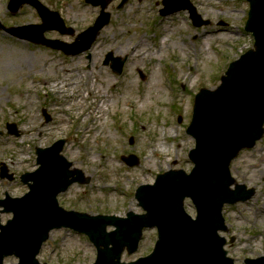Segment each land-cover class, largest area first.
Segmentation results:
<instances>
[{
	"label": "rangeland",
	"instance_id": "374dc122",
	"mask_svg": "<svg viewBox=\"0 0 264 264\" xmlns=\"http://www.w3.org/2000/svg\"><path fill=\"white\" fill-rule=\"evenodd\" d=\"M42 1L78 32L101 10L84 6L82 0ZM191 1L207 24L196 27L187 10L160 14L162 0H129L123 9H117L120 0H114L107 9L110 24L99 35L90 59L86 52L67 57L0 31V168L5 163L15 174L14 180L0 175V198L6 193L24 195L28 187L20 176L37 169V147L59 139L67 141L63 154L92 177L90 184H75L60 196L67 209L122 216L129 210L142 212L135 198L140 184L153 183L158 173L172 168L191 170L188 154L195 140L186 127L194 94L201 87H216L230 62L254 44L245 30L247 0ZM8 3L0 0V19L7 25L41 23L33 6L25 5L13 16ZM46 36L66 41L75 37L55 31ZM145 49L155 55H143ZM108 52L127 56L123 75L105 65ZM141 73L150 80L143 82ZM59 83L66 88L58 90ZM143 86L147 89L141 101ZM44 109L51 115L49 122ZM12 122L21 129L20 136L9 134L7 124ZM130 153L140 157L139 165L128 166L122 160ZM232 173L238 182L256 188L250 201L227 205L224 212L230 228L223 233L226 248L237 264H246V258L264 256V138L241 152ZM186 207L195 214L190 201ZM0 215L3 222L11 217L8 212ZM156 239L155 229L147 231L139 252H125L123 260L150 253ZM95 258L96 248L88 237L65 228L53 231L39 254V260L49 264H92ZM5 264L18 260L7 258Z\"/></svg>",
	"mask_w": 264,
	"mask_h": 264
},
{
	"label": "water",
	"instance_id": "95a60500",
	"mask_svg": "<svg viewBox=\"0 0 264 264\" xmlns=\"http://www.w3.org/2000/svg\"><path fill=\"white\" fill-rule=\"evenodd\" d=\"M249 1L251 10L247 29L254 32L255 49L231 63L216 90L203 89L198 94L188 129L197 141V147L190 153L195 162L192 172L171 171L160 175L156 185L141 187L137 198L148 210L147 214L130 212L128 218L90 216L66 211L58 204L60 192L75 181L90 180L85 179L78 169L69 172L72 163L60 154L65 140L50 148H40L38 163L41 167L35 173L23 176L26 183L30 178L34 180L30 184V193L13 200V203L0 202L6 206V211L14 214L7 225H0V264L6 255L11 254L20 258L19 264H40L37 254L42 243L48 239L52 228L62 226L84 232L91 238L98 248L95 264H127L121 263L123 251L125 248L130 253L136 251L144 227L151 226H157L160 232L155 252L128 264H234L224 250L225 239L218 234L220 229H225L222 210L227 202L234 204L252 198L255 189L247 190L245 185L238 184L235 190L230 188L235 182L230 163L243 148H253L264 135V0ZM25 2L37 5L45 21L36 27L40 35L31 40L73 54L83 51L82 48L69 50L70 47L68 49L58 41L44 38L43 33L50 29L45 14L47 9L38 6L36 0H11L12 12H17ZM165 3L167 8L170 7L169 12L189 9L194 22L203 24L190 0H166ZM109 17V13L103 11L95 26L87 31L90 42L84 49L90 47ZM21 30L11 28L9 32L20 37ZM122 65L121 61L117 66L119 72ZM8 129L12 134H20L16 124H9ZM126 161L132 166L139 162L135 156L126 158ZM72 174L78 176L70 179ZM186 197L194 200L197 220H192L184 209ZM108 225H116L117 230L108 233ZM247 263L264 264V257L247 260Z\"/></svg>",
	"mask_w": 264,
	"mask_h": 264
},
{
	"label": "bare ground",
	"instance_id": "6f19581e",
	"mask_svg": "<svg viewBox=\"0 0 264 264\" xmlns=\"http://www.w3.org/2000/svg\"><path fill=\"white\" fill-rule=\"evenodd\" d=\"M143 44L140 42V43H138V46H142ZM165 45L166 46H168L166 43H165ZM134 50H136V46L134 47ZM146 54H151V55H155V53L153 52V53H151L150 52V50L149 49H145L144 50V52H143V55H146ZM54 81V80H53ZM61 83H59V86H58V90H64L65 88H66V86L65 85H60ZM56 85H58V83H56V81H54V89H57V86ZM153 88H155V86L153 87V85L150 87V89H153ZM63 93V92H62ZM141 101H143V99H144V92L143 93H141V95H140V98H139ZM145 103V102H144ZM145 109V107H142V110H144ZM12 163L14 164V165H16L17 164V162L15 161V160H12Z\"/></svg>",
	"mask_w": 264,
	"mask_h": 264
}]
</instances>
